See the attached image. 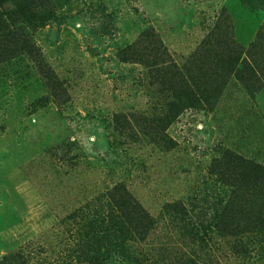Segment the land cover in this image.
Wrapping results in <instances>:
<instances>
[{"label":"rangeland","instance_id":"374dc122","mask_svg":"<svg viewBox=\"0 0 264 264\" xmlns=\"http://www.w3.org/2000/svg\"><path fill=\"white\" fill-rule=\"evenodd\" d=\"M23 1L0 0V259L77 264L67 216L122 183L157 223L125 248L102 224L107 264H264V0H29L12 25ZM185 75L222 90L173 105Z\"/></svg>","mask_w":264,"mask_h":264},{"label":"trees","instance_id":"16d2710c","mask_svg":"<svg viewBox=\"0 0 264 264\" xmlns=\"http://www.w3.org/2000/svg\"><path fill=\"white\" fill-rule=\"evenodd\" d=\"M29 0L23 2L14 3L13 8L9 12V20L11 24H17V20L14 18L11 12H15L18 8L22 9L29 5ZM13 34L17 35V30H12ZM248 65L246 66V68ZM179 87L174 92L172 104L175 105L178 101V96L183 94L184 96L200 97L207 101L215 100L222 90V86L214 81L212 77L201 79L199 76H179ZM206 84H210V95L207 94ZM181 111V110H179ZM116 191H123L120 198L116 197ZM178 214L180 220L184 223H192L191 228H196L195 223L191 220L190 211L185 208L181 201L168 204V210ZM139 217V222H133L134 217ZM67 218L70 225L75 226L76 231L80 232V253L77 255V264H107L108 257L104 255L101 249H95L94 247L99 244L100 237L99 231L102 228V224L108 222L113 234L109 241L115 245L124 247L126 244L136 245L138 243H146L148 235L151 230L156 226V220L151 213L145 209L133 196H130L124 189L122 183L117 184L113 190L107 191L100 196L95 197L93 200L81 205L79 208L71 212ZM64 223L67 220L64 219ZM263 233L264 234V220L256 225L255 231H247L246 233ZM244 233H238L239 239H243ZM86 236V238H85ZM93 247H87L92 246ZM29 247V245H28ZM88 248V250H85ZM140 254L130 252L127 248L124 251V255L127 259L138 262L139 264H157L158 259L152 258L148 253L140 250ZM28 253L23 250H17L7 253L2 259L0 264H33L30 262ZM198 255L192 253L178 254L172 264H208L206 259L199 260Z\"/></svg>","mask_w":264,"mask_h":264}]
</instances>
